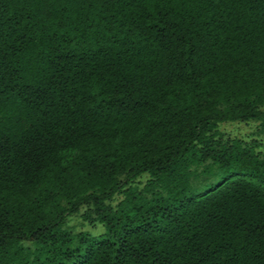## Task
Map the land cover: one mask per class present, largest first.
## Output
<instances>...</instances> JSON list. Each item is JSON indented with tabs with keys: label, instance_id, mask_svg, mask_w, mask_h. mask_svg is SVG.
Segmentation results:
<instances>
[{
	"label": "trees",
	"instance_id": "16d2710c",
	"mask_svg": "<svg viewBox=\"0 0 264 264\" xmlns=\"http://www.w3.org/2000/svg\"><path fill=\"white\" fill-rule=\"evenodd\" d=\"M225 123L264 133V0H0V264H264Z\"/></svg>",
	"mask_w": 264,
	"mask_h": 264
},
{
	"label": "rangeland",
	"instance_id": "374dc122",
	"mask_svg": "<svg viewBox=\"0 0 264 264\" xmlns=\"http://www.w3.org/2000/svg\"><path fill=\"white\" fill-rule=\"evenodd\" d=\"M219 132L222 133L225 138H240L250 141H256L262 147L261 151L264 152V133H257V125L254 123L242 124V123H225L219 126ZM145 177L141 179V181H145ZM119 197L116 198V201L113 203H117ZM67 227L73 233H77L80 231H86L93 235H99L103 232L101 226L97 224H90L88 222H84L80 215L72 216L67 219Z\"/></svg>",
	"mask_w": 264,
	"mask_h": 264
}]
</instances>
